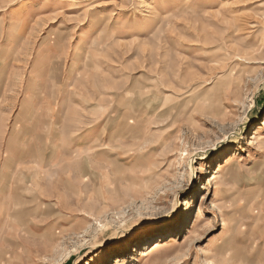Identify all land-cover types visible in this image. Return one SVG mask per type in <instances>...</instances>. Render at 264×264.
Wrapping results in <instances>:
<instances>
[{
    "label": "rangeland",
    "instance_id": "1",
    "mask_svg": "<svg viewBox=\"0 0 264 264\" xmlns=\"http://www.w3.org/2000/svg\"><path fill=\"white\" fill-rule=\"evenodd\" d=\"M263 123L264 0H0V264H264Z\"/></svg>",
    "mask_w": 264,
    "mask_h": 264
},
{
    "label": "bare ground",
    "instance_id": "2",
    "mask_svg": "<svg viewBox=\"0 0 264 264\" xmlns=\"http://www.w3.org/2000/svg\"><path fill=\"white\" fill-rule=\"evenodd\" d=\"M263 125H264V123H263ZM258 134H259V129L255 130V132L252 134V139H253V140H257V141L261 140V137H260ZM253 140H252V141H253ZM252 141H251V142H252ZM262 143H263V142H262ZM215 178H216V175H214V176L212 177V179H215ZM163 219H164V218H163ZM163 219H161V221H163ZM149 222H150V221H146V222H144V223H146V224H145L146 227H150L151 225H153V223H149ZM138 229L141 230L142 227H139ZM120 240H121V241H120ZM120 240H117V241H113V242H112L114 248H115V247H119L120 245H122V243L127 242L125 236L122 237V239H120ZM117 259L120 260V257H118ZM58 264H60V263H58Z\"/></svg>",
    "mask_w": 264,
    "mask_h": 264
}]
</instances>
